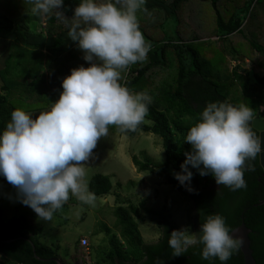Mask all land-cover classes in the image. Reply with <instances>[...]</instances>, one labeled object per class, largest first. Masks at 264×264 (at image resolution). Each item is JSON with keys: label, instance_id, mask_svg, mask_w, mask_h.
Masks as SVG:
<instances>
[{"label": "trees", "instance_id": "obj_1", "mask_svg": "<svg viewBox=\"0 0 264 264\" xmlns=\"http://www.w3.org/2000/svg\"><path fill=\"white\" fill-rule=\"evenodd\" d=\"M206 1L210 2L217 18L218 34L212 38H216L218 51L207 49L208 42L196 33L185 35L193 0H147L144 6L147 12H141L149 21L146 27L140 22L139 27L150 45L148 58L126 69L121 83L133 92L147 91L152 96L145 118L150 124L142 122L136 130L127 132H121L116 126L109 128L130 137L142 132L161 138L164 161L154 163L149 158L140 161L133 157L138 171L163 178L192 204L196 232L210 214L222 215L234 230L244 223L249 230L255 264H264V205H258L264 200V172L259 166V155L246 161L244 179L247 187L235 191L217 185L211 174L199 175L194 168L191 181L194 191L186 190L173 175L181 171L184 153L191 151V145L184 142L186 134L208 102L227 101L236 105L230 95L237 87L258 107L252 110L254 118L259 112L264 118V45L260 42L264 39V0ZM79 2L64 0L61 10L67 18L73 16ZM222 6L227 10L247 12L242 19L246 22L235 20L236 17L226 19ZM31 7L29 0H0V46L5 41L11 46L0 70V131L16 108L35 111L52 107L63 90L62 80L71 70L81 65L89 66L76 42L69 39L64 22L54 14L43 17L34 14ZM172 23H175L173 30L169 29ZM237 35L247 42L256 35L257 42L261 43L260 48L249 43L251 60L236 53L235 57L228 58L227 42ZM255 53L262 56H255ZM226 57L228 63L233 59L246 64L245 60L249 59V68L242 70L238 64L231 69H215L211 60L223 65ZM7 184L6 179L0 181V186ZM88 189L95 197H103L110 193L112 184L107 176L96 174L90 178ZM141 207L159 228V239L151 244L143 243L132 219V216L140 218L139 209L132 205L128 209L119 207L115 227L136 254L129 259L122 244L112 238L111 250L106 255L111 264H221L218 259H202V245L189 248L183 255H172L169 234L178 229L177 226L168 215L143 204ZM40 232L41 229L34 227L26 216L9 221L0 216V264H57L50 260L58 258L55 250L38 241ZM34 253L40 260L34 258ZM227 264H244L240 249Z\"/></svg>", "mask_w": 264, "mask_h": 264}, {"label": "clouds", "instance_id": "obj_2", "mask_svg": "<svg viewBox=\"0 0 264 264\" xmlns=\"http://www.w3.org/2000/svg\"><path fill=\"white\" fill-rule=\"evenodd\" d=\"M31 12L54 14L68 29V37L83 52L88 67L71 70L62 80V92L49 110L33 113L16 108L0 131V177L16 190V199L30 207L39 220L51 221L70 196L94 205L88 189L87 165L109 126L134 131L149 113L152 96L133 92L121 83L123 72L148 58L150 45L140 30L138 12H147V0H80L67 18L64 0H29ZM254 114L245 104L208 102L184 142L181 171L174 178L188 191L192 169L211 174L217 185L246 188V161L264 155V134L253 127ZM219 214L207 215L198 232L189 226L174 229L168 245L172 255L202 245L201 258L227 264L243 238Z\"/></svg>", "mask_w": 264, "mask_h": 264}, {"label": "rangeland", "instance_id": "obj_3", "mask_svg": "<svg viewBox=\"0 0 264 264\" xmlns=\"http://www.w3.org/2000/svg\"><path fill=\"white\" fill-rule=\"evenodd\" d=\"M221 9L226 19L236 17L235 20L240 19L245 23L242 19L247 15V12H239L238 9L227 10L224 6ZM137 15L139 23L143 22L146 27L149 21L147 16L141 11ZM216 19L209 1L193 0L189 7V21L186 22L188 24L185 27L187 28L185 35L192 36L196 33L200 37H204V41L208 42L205 47L216 51L218 49L216 38H212L218 34ZM34 25L36 27V24ZM174 26L175 23H172L169 29L173 30ZM182 34H184L183 31ZM230 39L231 42H227V46L230 48L226 51L228 58L235 57L234 53L240 56H250L252 49L249 43L255 45L256 48H260L261 43L264 45V39L258 43L256 35L249 38L250 42L239 35L230 37ZM259 52L261 53V51ZM256 55L262 56L255 53ZM248 58L250 59V57ZM227 60L226 57V64L223 65L218 61H211L215 69L222 70L226 67L231 69L236 66V63L233 62H237L236 60L231 59L229 63ZM240 67L245 70L249 68V63L240 64ZM230 99L237 106L245 104L252 110L258 108L251 100L246 99L241 89H237V87L231 91ZM50 108L35 111L29 109L28 112H32L33 118H35L39 112ZM258 116L263 118L260 112ZM143 122L150 124L147 120ZM93 153L95 158L88 162L85 179L88 184L90 178L96 174L107 176L112 184L108 195L95 197L94 205L82 204L76 197L70 196L67 203L54 214L51 221H42L30 207L16 199V190L12 185L7 184L0 186V216L2 220L9 221L19 216L31 218L35 226L41 229L38 241L53 248L58 258L66 264H111L106 260V255L111 250L112 238L122 244L130 257L129 259L135 256L136 251L125 243L115 227L117 223L116 210L119 207L128 209L132 205L139 209L140 218L132 216V219L145 244L156 242L160 237V230L155 221H152L150 216L144 212L141 204L146 208L168 215L178 229L182 226H189L193 232L192 204L167 185L163 178L148 172H140L133 164V157L140 161L149 158L154 163H162L164 151L161 138L142 132L130 137L109 128L108 137L100 138ZM82 238L88 240V251L80 247Z\"/></svg>", "mask_w": 264, "mask_h": 264}, {"label": "water", "instance_id": "obj_4", "mask_svg": "<svg viewBox=\"0 0 264 264\" xmlns=\"http://www.w3.org/2000/svg\"><path fill=\"white\" fill-rule=\"evenodd\" d=\"M253 127L254 130L257 132L259 135L260 133L264 134V120H261L259 117H255L253 121ZM264 146V145H262ZM259 163L261 168L264 170V155H259ZM0 181L4 182L5 178L0 177ZM237 233L234 235H239L243 238V244L242 247L240 248V251L243 255V260L244 264H255V261L252 256V251L250 249V240L248 237L249 230L246 228L244 223H241L238 228L235 229ZM33 252H34V247H33ZM34 258L37 260H40L34 253ZM51 261L57 263V264H65L62 260L59 258H52L50 259ZM45 261V260H44Z\"/></svg>", "mask_w": 264, "mask_h": 264}, {"label": "crops", "instance_id": "obj_5", "mask_svg": "<svg viewBox=\"0 0 264 264\" xmlns=\"http://www.w3.org/2000/svg\"><path fill=\"white\" fill-rule=\"evenodd\" d=\"M243 17V16H242ZM245 22H246V20H244ZM229 48H230V46L229 47H227V50H229ZM9 49H10V44H8V42L7 41H5V42H3L2 43V45L0 46V70L3 68V59L8 55V51H9ZM232 52V51H231ZM234 53V52H233ZM236 56V55H235ZM246 61H248L249 62V60L248 59H246L245 60V62ZM234 63H236V65L237 64H239V63H237V62H235V61H233ZM248 62H246V63H248ZM2 86V84H1V81H0V87ZM28 219H29V221L31 222V224L34 226V227H36V228H39V227H37V226H35V224H34V222H33V220L31 219V218H29L28 217ZM40 229V228H39ZM43 245V244H42ZM45 246V245H44ZM48 247V246H47Z\"/></svg>", "mask_w": 264, "mask_h": 264}, {"label": "flooded vegetation", "instance_id": "obj_6", "mask_svg": "<svg viewBox=\"0 0 264 264\" xmlns=\"http://www.w3.org/2000/svg\"><path fill=\"white\" fill-rule=\"evenodd\" d=\"M257 117H259L261 120H264V118H261L260 116H257ZM258 159H259V156H258ZM259 166H260V163H259ZM260 168H261V166H260ZM261 170H262V172H264V170L262 168H261ZM262 176L264 177V174H262ZM262 189L264 190V187ZM258 205H264V200L263 199L260 200ZM192 228H193V232H196L195 231L196 227H195V218H194V207H193V217H192Z\"/></svg>", "mask_w": 264, "mask_h": 264}, {"label": "built area", "instance_id": "obj_7", "mask_svg": "<svg viewBox=\"0 0 264 264\" xmlns=\"http://www.w3.org/2000/svg\"><path fill=\"white\" fill-rule=\"evenodd\" d=\"M80 247H81L83 250H87V251H88V247H89L88 240L85 239V238L80 239Z\"/></svg>", "mask_w": 264, "mask_h": 264}]
</instances>
